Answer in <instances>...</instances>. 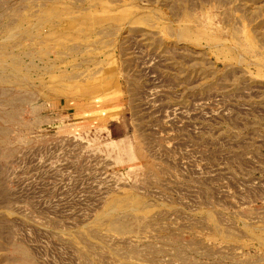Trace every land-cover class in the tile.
I'll list each match as a JSON object with an SVG mask.
<instances>
[{"label":"rangeland","instance_id":"obj_1","mask_svg":"<svg viewBox=\"0 0 264 264\" xmlns=\"http://www.w3.org/2000/svg\"><path fill=\"white\" fill-rule=\"evenodd\" d=\"M0 264H264V0H0Z\"/></svg>","mask_w":264,"mask_h":264}]
</instances>
